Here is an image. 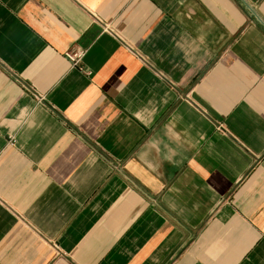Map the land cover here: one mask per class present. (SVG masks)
Instances as JSON below:
<instances>
[{
    "label": "crops",
    "instance_id": "crops-1",
    "mask_svg": "<svg viewBox=\"0 0 264 264\" xmlns=\"http://www.w3.org/2000/svg\"><path fill=\"white\" fill-rule=\"evenodd\" d=\"M0 264H264V0H0Z\"/></svg>",
    "mask_w": 264,
    "mask_h": 264
},
{
    "label": "built area",
    "instance_id": "built-area-1",
    "mask_svg": "<svg viewBox=\"0 0 264 264\" xmlns=\"http://www.w3.org/2000/svg\"><path fill=\"white\" fill-rule=\"evenodd\" d=\"M81 54H74V55H70L69 58L74 62L77 63L80 60Z\"/></svg>",
    "mask_w": 264,
    "mask_h": 264
}]
</instances>
